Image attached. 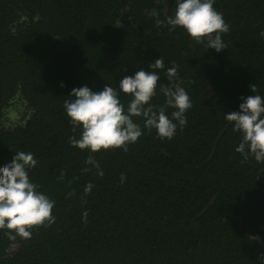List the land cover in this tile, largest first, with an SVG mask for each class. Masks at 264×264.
Masks as SVG:
<instances>
[{
	"label": "trees",
	"instance_id": "obj_1",
	"mask_svg": "<svg viewBox=\"0 0 264 264\" xmlns=\"http://www.w3.org/2000/svg\"><path fill=\"white\" fill-rule=\"evenodd\" d=\"M175 7L176 0H0V166L15 151L32 153L30 181L55 201V222L31 229L30 239L0 230V264H261L264 163H241V136L225 114L239 110L241 97L264 98V0H214L230 26L220 52L148 15L163 20ZM160 56L151 103H164L159 86L170 84L175 61L192 102L183 130L170 140L144 130L127 152L69 144L63 102L73 88L108 84L126 109L132 97L120 79L152 71ZM89 155L103 176L86 164Z\"/></svg>",
	"mask_w": 264,
	"mask_h": 264
},
{
	"label": "clouds",
	"instance_id": "obj_2",
	"mask_svg": "<svg viewBox=\"0 0 264 264\" xmlns=\"http://www.w3.org/2000/svg\"><path fill=\"white\" fill-rule=\"evenodd\" d=\"M213 4L214 0H176L173 14L163 20L155 10L148 15L155 18L156 26H167L169 32L179 26L197 44L203 45L205 51L212 48L220 52L227 48L222 34L229 32L230 26ZM260 36L264 37V31L260 32ZM164 67V58L160 56L148 65L152 71L141 68L134 75H124L120 79L119 90L132 97L126 109L119 99L120 92L108 84L101 91H92L88 86L73 88L68 94L69 99L63 102L73 132L68 137L69 144L81 150L89 149L92 153L110 148L127 152L128 145L135 143L144 130L151 132L153 129L159 138L172 139L178 127L183 130L186 126L185 113L192 107V102L181 86L185 81L178 77L179 65L173 61L166 71L170 84L159 86L164 103H151L153 97L157 96L160 79L155 70ZM250 89L253 93L257 92L255 84H251ZM241 100L243 102L239 104L238 111L225 114V120L232 123V130L241 136L235 151L243 157L241 163L248 162L249 157L257 163H264V98L254 94L241 97ZM169 108L175 109L170 115ZM134 118L143 120V129ZM78 129L79 138L75 135ZM37 164L32 153L15 151L11 161L0 166V230H8L5 235L9 240H16L17 237L30 239L31 229L48 227L55 222L52 215L55 201L38 191L40 185L29 178V170ZM86 164L96 168L97 175H104L94 156L89 155ZM63 177L62 171L58 179L62 180ZM120 180H126L125 174H121ZM92 187L88 183L84 187V194L87 195ZM67 195L75 193L69 192ZM87 216V211L82 213L84 223H87ZM257 258L264 264V253L258 254Z\"/></svg>",
	"mask_w": 264,
	"mask_h": 264
}]
</instances>
